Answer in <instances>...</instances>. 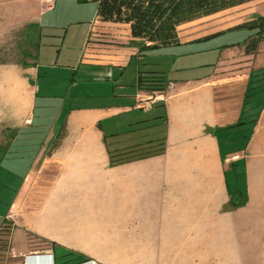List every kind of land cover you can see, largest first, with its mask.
Returning <instances> with one entry per match:
<instances>
[{"label":"crops","instance_id":"1","mask_svg":"<svg viewBox=\"0 0 264 264\" xmlns=\"http://www.w3.org/2000/svg\"><path fill=\"white\" fill-rule=\"evenodd\" d=\"M61 3L50 10L43 0H0V49L16 58L0 61V97L17 98L10 117L0 110V129L7 131L0 170L8 192L0 194V264H55L68 253L101 264H264V107L246 147L222 149L223 134L246 123L250 82L264 71V40L257 54L247 55L245 44L258 30L239 28L264 17V0L179 26V44L168 48L185 51L188 64H174L168 79L139 67L136 91L123 103L85 102L65 114L63 105L46 139L21 140L24 129L34 133L37 97L51 96L48 86L36 84L40 64L29 36L41 34L44 18ZM238 30L250 34L237 44L208 43ZM84 37L89 70L126 71L153 50H142L129 24L104 22L98 12ZM207 47H223L210 64ZM154 73L167 80L165 91L140 88L141 77ZM156 93L165 101L138 108ZM116 154L124 162L114 166ZM234 156L239 159L228 162ZM239 163L245 195L227 182L229 166L235 171Z\"/></svg>","mask_w":264,"mask_h":264},{"label":"rangeland","instance_id":"2","mask_svg":"<svg viewBox=\"0 0 264 264\" xmlns=\"http://www.w3.org/2000/svg\"><path fill=\"white\" fill-rule=\"evenodd\" d=\"M61 6L55 15H47L44 18L42 32L39 31L34 35L33 31L29 36L27 46L29 52L33 53L37 58L40 66L39 82L37 86H48L47 92L51 95L49 98H44L45 91L37 97L36 110L34 114L35 128L31 134L27 129L18 137L22 139L33 138L38 142L43 141L49 136L52 126L56 118L62 111L64 105V114L70 108L89 102L94 105H109L123 103L131 98L137 88V71L139 67L142 70H157L165 72L166 79L169 78L170 68L174 66H185L188 64V56L185 51H179V47L152 50L147 53L149 57L147 63L153 65H137L134 61L125 71L124 68H117L114 73L112 70H89L84 65L83 54L85 51V31L91 26V23L96 20L98 12V2L95 0H60ZM250 32L245 30L231 31L222 36H218L210 42L231 45L237 44L245 40ZM245 36V37H244ZM34 39V41H33ZM34 42V43H33ZM212 45V43H211ZM219 46V45H217ZM224 46V45H220ZM205 52V61L208 64L218 59L220 49H209ZM175 50L174 51H172ZM178 50V51H177ZM175 54L176 58H169L168 52ZM15 52V51H14ZM13 52V54H14ZM12 52L0 49V61L14 60ZM182 54V56H180ZM20 57V54H17ZM194 58H192L193 60ZM202 60V59H201ZM210 66H205L202 69L207 71ZM194 71V70H192ZM209 71V70H208ZM93 72V73H92ZM191 73V71H188ZM75 80V81H74ZM75 85L72 87V85ZM125 86V87H124ZM90 93V98L87 95ZM254 98L248 99L244 106L243 117L246 123L242 126L231 130L230 136L224 133L222 137V149L227 152L230 150H238L246 147L249 139L252 136L255 123L252 122L257 117L262 104V100L253 101ZM17 98H9L6 93L0 97V110L2 116L8 118L11 116L12 102L16 103ZM60 116V115H59ZM63 119L60 123L64 122ZM22 130L19 129L18 133ZM6 129H0V139L6 137ZM248 136V137H246ZM111 139V138H110ZM0 146V158L4 154ZM264 154V151H262ZM256 158L255 155H253ZM264 161V155L262 157ZM232 157L228 162H233ZM7 161L3 164L6 168ZM264 173V165L261 170ZM5 174L0 170V194L7 196L8 192L4 188L6 186V178L1 177ZM17 186L19 179H13ZM227 182L232 192L240 191L243 195L246 193V178L244 164L239 163L235 166V171L232 166L227 170ZM4 184V185H3ZM10 195V193H9ZM261 200L264 201V188L261 191ZM99 263V262H98Z\"/></svg>","mask_w":264,"mask_h":264},{"label":"trees","instance_id":"3","mask_svg":"<svg viewBox=\"0 0 264 264\" xmlns=\"http://www.w3.org/2000/svg\"><path fill=\"white\" fill-rule=\"evenodd\" d=\"M86 1V0H83ZM251 0H99L98 15L104 22L129 24L131 36L143 42L142 50L160 49L179 44L178 27L207 17L221 11L245 4ZM239 28L258 30L245 44V53L255 55L259 51L260 43L264 40V17ZM147 43H150L148 46ZM254 74L256 81L250 82L245 105L248 99L262 100V106L257 117L252 120L256 123L264 107V71ZM253 76V73H252ZM260 77V79H258ZM167 80L159 74H150L141 77L140 88L152 92L166 90ZM244 121V119H242ZM242 125L241 121L239 122ZM124 162L119 155H111V164L118 165ZM30 239H37L43 247L55 248L54 243L45 239H38L29 235ZM88 259L78 253H68L55 259V264H84Z\"/></svg>","mask_w":264,"mask_h":264},{"label":"built area","instance_id":"4","mask_svg":"<svg viewBox=\"0 0 264 264\" xmlns=\"http://www.w3.org/2000/svg\"><path fill=\"white\" fill-rule=\"evenodd\" d=\"M48 6V8L50 10H52L54 8V4L56 2V0H43ZM159 101H165V97L163 93H156L154 94L149 100H141L138 104V108L140 109H146V108H150L153 104L159 102ZM239 156H234L232 157V160H238ZM27 264V263H25ZM85 264H101L98 263L95 260H90L89 262L85 263Z\"/></svg>","mask_w":264,"mask_h":264}]
</instances>
